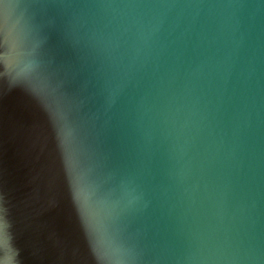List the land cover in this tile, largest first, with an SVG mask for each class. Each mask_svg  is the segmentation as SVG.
Listing matches in <instances>:
<instances>
[{
  "label": "water",
  "instance_id": "1",
  "mask_svg": "<svg viewBox=\"0 0 264 264\" xmlns=\"http://www.w3.org/2000/svg\"><path fill=\"white\" fill-rule=\"evenodd\" d=\"M0 264H264V0H0Z\"/></svg>",
  "mask_w": 264,
  "mask_h": 264
}]
</instances>
